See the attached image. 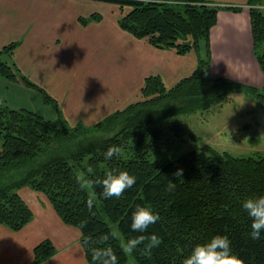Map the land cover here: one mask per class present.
Segmentation results:
<instances>
[{
    "label": "trees",
    "instance_id": "16d2710c",
    "mask_svg": "<svg viewBox=\"0 0 264 264\" xmlns=\"http://www.w3.org/2000/svg\"><path fill=\"white\" fill-rule=\"evenodd\" d=\"M103 1L119 4L123 10L131 7L120 18L124 30L160 49L184 55L195 52L198 67L171 88L159 76L148 77L138 99L95 126H73L63 118L50 121L30 109L0 104V223L15 231L31 223L34 213L18 192L29 187L46 195L67 225L82 231L89 264H94L91 249L101 246L98 242L103 235H109L106 246L112 247L118 264H127L128 255L121 250L113 227L124 241L141 235L130 226L138 205L150 207L160 217L144 235L156 234L162 240L150 257L142 255L143 245L139 246L133 252L138 264H182L196 244L217 234L229 237L233 252L244 264H264V234L260 240L250 238L251 219L242 207L245 199L264 195V156L237 157L208 145L171 158L162 156L170 148L165 145L164 122L169 124L174 116L222 105L227 94L239 91L264 102V93L256 88L210 72L209 36L217 13L242 8L205 0H177L176 4L165 0ZM247 2L255 57L264 73V10L259 7L264 0ZM98 17L95 14L91 19ZM16 45H6L0 55L10 56ZM0 71L37 88L46 102L55 103L20 74L15 64L0 61ZM110 146H118L121 153L106 160L104 153ZM124 170L136 177V184L119 198L105 199L101 185L82 187L77 181V177L101 180L109 171ZM178 170H182L180 177L173 175ZM170 183L175 184L171 191ZM90 195L95 197L91 212L86 207ZM55 252L49 239L42 241L34 250L35 264Z\"/></svg>",
    "mask_w": 264,
    "mask_h": 264
},
{
    "label": "crops",
    "instance_id": "0c3cea01",
    "mask_svg": "<svg viewBox=\"0 0 264 264\" xmlns=\"http://www.w3.org/2000/svg\"><path fill=\"white\" fill-rule=\"evenodd\" d=\"M205 1L242 8L217 13L209 36L211 74L264 90L248 0ZM128 11L103 0H0V51L16 42L7 60L55 103L19 79L10 84L31 100L43 96L48 114L40 116L47 120L63 118L88 127L134 102L148 77H161L168 88L196 70L195 52L160 49L124 30L120 18ZM95 14L99 17L91 19ZM84 18L88 22L83 24ZM17 104L15 109H30ZM18 192L34 218L20 231L0 223V264H35V247L46 239L56 252L38 264H84L82 231L67 225L43 193L29 187Z\"/></svg>",
    "mask_w": 264,
    "mask_h": 264
},
{
    "label": "rangeland",
    "instance_id": "374dc122",
    "mask_svg": "<svg viewBox=\"0 0 264 264\" xmlns=\"http://www.w3.org/2000/svg\"><path fill=\"white\" fill-rule=\"evenodd\" d=\"M125 9L130 10L131 7ZM121 10L123 12L122 8ZM0 59H2L0 61L9 60V56L4 53L0 55ZM2 77L0 104H10L11 108L15 109L13 106L17 103V105L24 103L32 108L31 110H35V113L38 112V115L48 114L43 96L40 100H37V97L31 100L27 94L22 95L13 84H10L16 80L6 77L0 71V78ZM260 92L264 93V90L261 89ZM21 96L25 98L23 102L17 100V97ZM139 97L140 94L137 99ZM170 120L169 124L164 122L167 134L165 145L170 148L166 149V151L169 149L167 155L162 154L163 158H171L172 155L176 156L184 151L206 145L221 153L228 152L237 157L264 156V102H258L243 91L227 94L222 105L216 104L189 114L181 113ZM113 229L121 243H124L117 227ZM127 264H138L133 253L128 255Z\"/></svg>",
    "mask_w": 264,
    "mask_h": 264
},
{
    "label": "clouds",
    "instance_id": "9594fccd",
    "mask_svg": "<svg viewBox=\"0 0 264 264\" xmlns=\"http://www.w3.org/2000/svg\"><path fill=\"white\" fill-rule=\"evenodd\" d=\"M121 149L118 146H110L104 153L106 160H111L114 156H118ZM173 175L182 176V170H178ZM78 183L84 187L94 185L102 186V196L105 199L113 197L119 198L124 192L136 184V177L130 175L128 171H109L103 179L93 181L86 177H77ZM175 187L174 183H170L168 190L171 191ZM95 197L90 195L86 201V207L89 212L94 207ZM242 207L251 219V231L249 233L252 240H260L264 234V195L250 197L243 201ZM160 220V217L148 206H137L131 216V230L141 235L131 237L120 245L121 250L126 255H131L139 246L143 245L142 255L150 257L152 250L158 247L162 240L156 234L144 235L148 232L151 225ZM86 223V222H84ZM109 235H103L99 238L98 247L91 249V257L94 264H118V258L110 245H107ZM84 264H88L85 260ZM182 264H244V261L233 252L231 241L227 235H214L204 243L196 244L190 254L182 261Z\"/></svg>",
    "mask_w": 264,
    "mask_h": 264
},
{
    "label": "built area",
    "instance_id": "2783aa9c",
    "mask_svg": "<svg viewBox=\"0 0 264 264\" xmlns=\"http://www.w3.org/2000/svg\"><path fill=\"white\" fill-rule=\"evenodd\" d=\"M146 1H148V0H146ZM165 1H166V3H171V4H176L179 2L177 0L176 1L175 0H165ZM247 7L250 8L251 6L247 4ZM259 7H261V9L264 10V5H259Z\"/></svg>",
    "mask_w": 264,
    "mask_h": 264
}]
</instances>
